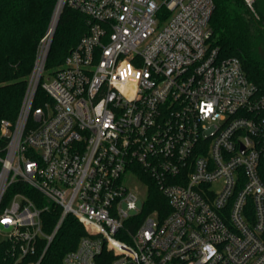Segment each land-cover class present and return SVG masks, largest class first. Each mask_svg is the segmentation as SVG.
<instances>
[{"label":"built area","instance_id":"1","mask_svg":"<svg viewBox=\"0 0 264 264\" xmlns=\"http://www.w3.org/2000/svg\"><path fill=\"white\" fill-rule=\"evenodd\" d=\"M66 7L87 31L50 69ZM214 7L57 0L18 115L0 120V237L18 262L72 216L85 236L65 264H264V95L212 47ZM144 177L167 213L144 215Z\"/></svg>","mask_w":264,"mask_h":264},{"label":"trees","instance_id":"2","mask_svg":"<svg viewBox=\"0 0 264 264\" xmlns=\"http://www.w3.org/2000/svg\"><path fill=\"white\" fill-rule=\"evenodd\" d=\"M57 0H0V120H15ZM255 7L257 4H254ZM210 19L211 45L221 58H238L248 79L264 95V59L258 46L264 39V13L252 11L244 0H214ZM86 18L65 8L61 14L48 58V68L57 69L87 31ZM39 104V103H38ZM148 184L144 215L168 210V203L153 179ZM60 212L51 206L42 214L43 230L51 234ZM85 236L83 225L67 217L48 247L39 241L34 256L18 262L10 240L0 239V264H65L67 254L77 249Z\"/></svg>","mask_w":264,"mask_h":264},{"label":"rangeland","instance_id":"3","mask_svg":"<svg viewBox=\"0 0 264 264\" xmlns=\"http://www.w3.org/2000/svg\"><path fill=\"white\" fill-rule=\"evenodd\" d=\"M256 4H257L256 7H255V5L253 6V11L259 10L260 12H263L264 13V0H258L256 2ZM262 41L260 42L261 44H262ZM47 65H48V61H47ZM0 239H1V237H0Z\"/></svg>","mask_w":264,"mask_h":264},{"label":"flooded vegetation","instance_id":"4","mask_svg":"<svg viewBox=\"0 0 264 264\" xmlns=\"http://www.w3.org/2000/svg\"><path fill=\"white\" fill-rule=\"evenodd\" d=\"M258 52H259L260 57L264 59V39L262 41V44L260 43V45L258 46Z\"/></svg>","mask_w":264,"mask_h":264},{"label":"clouds","instance_id":"5","mask_svg":"<svg viewBox=\"0 0 264 264\" xmlns=\"http://www.w3.org/2000/svg\"><path fill=\"white\" fill-rule=\"evenodd\" d=\"M205 251L209 253V258H210L211 255L215 254V250L211 246H207L205 248Z\"/></svg>","mask_w":264,"mask_h":264},{"label":"snow or ice","instance_id":"6","mask_svg":"<svg viewBox=\"0 0 264 264\" xmlns=\"http://www.w3.org/2000/svg\"><path fill=\"white\" fill-rule=\"evenodd\" d=\"M210 107H211V106H209V110H210Z\"/></svg>","mask_w":264,"mask_h":264}]
</instances>
